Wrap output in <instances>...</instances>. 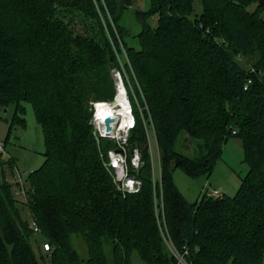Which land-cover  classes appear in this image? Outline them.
Instances as JSON below:
<instances>
[{
  "label": "trees",
  "instance_id": "trees-1",
  "mask_svg": "<svg viewBox=\"0 0 264 264\" xmlns=\"http://www.w3.org/2000/svg\"><path fill=\"white\" fill-rule=\"evenodd\" d=\"M196 2L202 12L190 20ZM149 3L136 13L141 30L133 48L118 25L131 0H0V114L13 104L12 124L24 126L22 104L30 103L45 141L42 165L23 180V199L5 179L6 169H16L12 159L0 160V264H130L133 252L146 264H178L167 244L186 252V264H264V0ZM107 13L144 92L159 152L153 181L136 113L129 149L139 150L142 166L132 171L130 152L127 164L141 181L137 193L117 189L104 166L116 146L97 144L89 124L90 99L113 91L115 57L101 24L102 17L110 27ZM181 133L203 141L200 160L174 151ZM231 138L241 142L247 165L235 195L205 190L187 202L174 170L210 175ZM36 235L48 251L36 252ZM72 235L84 241L85 260Z\"/></svg>",
  "mask_w": 264,
  "mask_h": 264
},
{
  "label": "rangeland",
  "instance_id": "rangeland-1",
  "mask_svg": "<svg viewBox=\"0 0 264 264\" xmlns=\"http://www.w3.org/2000/svg\"><path fill=\"white\" fill-rule=\"evenodd\" d=\"M131 1L132 6L129 9L123 10L119 17L118 25L124 31V41L126 42V44L129 47L138 48V40L136 36L141 30V24L138 18H136V13L146 12L150 7V3L149 0ZM201 12V3L196 2L194 4V12L192 15L189 16V19L193 20L194 17L200 15ZM261 17L264 19V12L261 14ZM107 19L110 27L107 25L106 20L102 17L101 24L104 28L106 37L115 57L112 67H110L109 69V75L112 80L113 91L111 96L106 94V99H104L103 101L90 99V101L88 102V109L91 114L89 124L92 127V134L97 144H99L100 140L105 139L111 141L116 146L115 149L108 151L107 157H105L106 159L104 161V166L110 171L114 181L116 170L114 171L110 167L108 154L112 151L119 153L121 150L118 148L119 144L117 140H110L108 138H102L100 136V134L103 135L104 130L103 128L100 129L98 124L94 125L93 123V105L96 102L113 101L116 94V79L112 73V69L118 67L119 69H121L125 78V83L128 90V97L131 102L132 113L134 117H136L137 113L143 123L144 131L147 138V145L151 153V160L153 166V181H155L160 173L159 152L156 144L154 126L152 124V120L148 110V104L142 87L138 81V78L131 67L126 46L124 45L118 32V29L116 28L114 22L112 21L108 13ZM65 20L71 21L76 32L82 31V24L78 21L76 17L71 19V17L69 16L67 17V19L65 18ZM156 21L157 17L152 16L150 17L148 22L150 23V25L154 26L156 24ZM22 105L24 107V114L22 115V118L25 121L24 126H21L19 124H12L13 116L15 114V105L10 104L0 114V144H4L3 152L0 155V160L7 162L12 159L16 168L12 171L13 173L9 172L8 169L5 170V179L8 183H14L13 177L16 178L17 174L27 175L29 172L36 170L42 165L44 161L43 154L45 152V141L42 127L38 124L35 119L31 104L23 103ZM118 124L119 123L117 121L109 122L108 125L110 126V128L106 132H110V134L113 133L115 130H117L116 126ZM131 130H129V132L127 133V146L124 147V155L126 160V166L128 170H130L127 164V155L128 152H130V165L132 170H135V167L131 164L132 155H139V166L140 163L142 166V161L138 149H129V136ZM110 134L107 136H110ZM174 151L193 160H200V158H202L205 154L203 149V141L200 139L190 138L185 133H181L179 135L178 139L174 144ZM246 172L247 165L243 162L242 144L238 139L231 138L224 146L220 159L210 175L190 177L185 174L181 169H176L173 172V182L178 191L182 194L183 198L189 203H194L199 199L201 195H203L205 190H208L209 193H212L213 191L215 195L224 194L227 196H234L239 188L241 179L245 176ZM23 180H25L24 176ZM18 199L20 200L23 198ZM20 209L22 218L30 222L31 220L29 212L26 207L20 205ZM71 240L72 246L77 251L79 258L81 260H85L87 258V248L84 241L81 239L80 236L77 235H72ZM32 243L36 252L39 250V247L40 249L41 247L43 248V239L37 235L33 237ZM104 251L106 256L110 257V247L105 245ZM129 263L146 264L144 261L141 260V258L136 252H133L129 257Z\"/></svg>",
  "mask_w": 264,
  "mask_h": 264
},
{
  "label": "built area",
  "instance_id": "built-area-1",
  "mask_svg": "<svg viewBox=\"0 0 264 264\" xmlns=\"http://www.w3.org/2000/svg\"><path fill=\"white\" fill-rule=\"evenodd\" d=\"M112 73L116 79L115 82V88L116 91H118L119 93V87H122L124 92L122 93L123 95V102L125 104L126 107V115H127V122L122 124L121 123V119H117V120H113V122L117 121L119 124L116 126V129L113 133L110 134V132H106L107 131V125L106 122L104 121H100L98 120L97 117V112L95 109V106L97 104L94 103L93 108H94V115H93V123L98 124L100 129L103 128V135L100 134V136L102 138H108V139H112V140H117L118 142V148L121 150L119 153H116L115 151L113 152H109L108 157H109V165L110 167L115 171V176H114V183L116 184V187L118 190L124 192V193H137L140 188H141V181L135 177L134 175L130 174L127 166H126V160H125V155H124V147L127 146V136H128V132L129 130L134 128L135 125V118L134 115L132 113V107H131V102L129 100L128 97V90H127V86L125 83V78L123 76V73L121 71V69H119L118 67H115L112 69ZM248 84V83H247ZM246 89V87H245ZM113 101H115V97L113 99ZM110 127V126H109ZM99 131V130H98ZM110 136H107L109 135ZM121 141V142H119ZM3 143L0 144V154L3 152ZM139 155H132V161L131 164L135 167V170L132 171H138L139 167V161H138V157ZM119 169V170H118ZM23 176L25 177L26 175H21V174H17L16 178L14 177V185H15V190H14V195L17 198H25L26 196V190L24 188V184H23ZM212 194H215L212 191ZM31 227L33 229V232L35 234H39L40 233V229L38 228V226L31 221ZM49 245H47L46 243L43 244V248L44 251H48L49 250ZM167 247H169V250L173 253V255L176 257L177 259V263L178 264H186L184 261V254H186V252H184V254H178L175 250L174 247H172L171 244H167Z\"/></svg>",
  "mask_w": 264,
  "mask_h": 264
},
{
  "label": "bare ground",
  "instance_id": "bare-ground-1",
  "mask_svg": "<svg viewBox=\"0 0 264 264\" xmlns=\"http://www.w3.org/2000/svg\"><path fill=\"white\" fill-rule=\"evenodd\" d=\"M124 92L122 87H119V93L116 91L115 101L111 102H97L95 109L97 112L98 120L106 122V120L111 119L117 120L121 119V123L124 124L127 122L126 107L123 102Z\"/></svg>",
  "mask_w": 264,
  "mask_h": 264
},
{
  "label": "water",
  "instance_id": "water-1",
  "mask_svg": "<svg viewBox=\"0 0 264 264\" xmlns=\"http://www.w3.org/2000/svg\"><path fill=\"white\" fill-rule=\"evenodd\" d=\"M109 122H111V119L106 120L107 130H109V128H110L108 125Z\"/></svg>",
  "mask_w": 264,
  "mask_h": 264
},
{
  "label": "crops",
  "instance_id": "crops-1",
  "mask_svg": "<svg viewBox=\"0 0 264 264\" xmlns=\"http://www.w3.org/2000/svg\"><path fill=\"white\" fill-rule=\"evenodd\" d=\"M13 180H14V177H13Z\"/></svg>",
  "mask_w": 264,
  "mask_h": 264
}]
</instances>
